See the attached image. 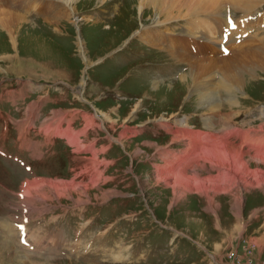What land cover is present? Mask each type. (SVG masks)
<instances>
[{
  "label": "rangeland",
  "instance_id": "rangeland-1",
  "mask_svg": "<svg viewBox=\"0 0 264 264\" xmlns=\"http://www.w3.org/2000/svg\"><path fill=\"white\" fill-rule=\"evenodd\" d=\"M66 1L0 0V107L9 126L25 110L50 122L65 114L78 129L67 175L62 143L45 168L27 162L33 178L0 157V264H264V163L251 158L264 155V0L143 9L140 0ZM232 30L220 55L221 33ZM190 77L208 86L213 100L204 103L215 110L202 108ZM205 114L214 129L204 128ZM207 133L222 140L218 148L240 145L245 167L234 173L202 158ZM176 134L188 139L172 141ZM185 153L188 174L209 168L198 172L206 185L185 178L173 187L179 173L170 165Z\"/></svg>",
  "mask_w": 264,
  "mask_h": 264
},
{
  "label": "bare ground",
  "instance_id": "bare-ground-1",
  "mask_svg": "<svg viewBox=\"0 0 264 264\" xmlns=\"http://www.w3.org/2000/svg\"><path fill=\"white\" fill-rule=\"evenodd\" d=\"M220 1V3H222L223 4V0H219ZM229 1H231V2H233L234 0H229ZM242 0H240V2H241ZM67 3H69V6H70V4L72 3V0H67L66 1ZM163 2V0H140V2H139V5H140V8H145V7H147V5H154L153 7H155L157 4H161ZM172 2V1H171ZM165 3V2H164ZM178 2H176V3H174L175 5L177 4ZM198 3V2H197ZM164 5V4H163ZM184 5V4H183ZM183 5H180L179 7H181V6H183ZM177 6V5H176ZM223 6V5H222ZM159 7H162V6H159ZM156 8V7H155ZM157 9H158V7H157ZM160 11V10H159ZM165 11H166V9H165ZM251 14V13H250ZM163 15V14H162ZM169 16V15H168ZM2 24V23H1ZM224 31H227V29H229L228 28V26L227 25H225L224 24ZM230 31H231V29H230ZM229 31V32H230ZM228 32V31H227ZM231 34L229 35L230 37L233 35V33H234V36H236L235 34H236V31H233L232 30V32H230ZM241 33V32H240ZM229 34V33H228ZM226 36H227V33H226ZM193 37H194V35H193ZM200 38H202V39H206V38H203V37H200ZM235 38V37H234ZM237 38V37H236ZM232 39H229L228 38V40H227V44H226V46H229V42L231 41ZM224 43V42H223ZM108 58V57H107ZM204 74V73H203ZM198 76V75H197ZM189 77V76H188ZM187 77V78H188ZM195 78L196 77H190V86L188 87V88H194V91L196 92V96H197V99L199 100H201V103H203L202 104V108H205V110H215V108L216 107H208L205 103H211V101L213 100V93H211V91L208 89L207 90V88H208V86L206 85V86H204L203 84H201L200 82H198V80H195ZM186 79V78H185ZM186 81H188V79L186 80ZM187 83V82H186ZM205 83V82H204ZM204 89H206L208 92H206V91H204ZM228 89V88H227ZM199 97V98H198ZM215 98V97H214ZM205 102V103H204ZM205 105V106H204ZM215 106V105H214ZM210 114V113H209ZM209 116V115H208ZM207 116V114H205V116L201 119L202 120V124H203V126H204V128L206 129V130H212V129H214V125L211 123V121H212V119L214 118L213 117V115H210L209 117ZM161 122V120H159L158 121V123H160ZM178 124H180V125H185V124H181V123H179L178 122ZM159 125V124H158ZM187 125V124H186ZM228 125H230V123L229 122H227L226 123V126H228ZM263 126H260L256 131H254V133H256V132H260L261 131V128H262ZM186 133H187V131H185ZM230 132V131H229ZM229 132H227L226 134H224V135H227V134H229ZM251 131H247V130H245V137H246V133H247V135H248V133H250ZM243 133V134H244ZM217 134V133H216ZM201 135H203V134H200L199 136H201ZM214 133H207V134H204V136H206V137H208L209 139H212L211 140V142H209V145H207L208 143H206V145H204V146H206V148L204 149V151H202V155H200V156H202V158H205V159H207L208 161H211V160H215L218 164H219V166L221 165V166H224V165H229L231 168L232 167H234V168H232V170H233V172L235 173V171H237L236 169H238V166H240V167H245V165H246V162H245V160H244V158L247 156V152H245L243 149H242V147L239 145V147H236L235 145H232V144H229V147H230V149H228L229 151H227L226 149H227V144L225 143V142H223V143H219V144H222V145H220L221 146V148L219 147H216L217 146V142H219V141H222V140H216V139H218V138H216V136L214 137ZM256 135V134H255ZM259 135V134H258ZM199 136H198V138H197V140L199 139ZM243 136V135H242ZM219 137V136H218ZM244 137V136H243ZM256 137V136H255ZM260 137V136H259ZM220 138V137H219ZM251 139H253L252 137H250ZM126 139V138H125ZM182 139H188V138H184V136L183 135H175L174 137H173V139H172V141H176V140H182ZM190 139H191V142H195V141H197L196 139H195V137L193 136L192 138L190 137ZM245 139V138H244ZM251 139H250V141H251ZM256 140V139H255ZM254 141V140H253ZM257 141H259V143L261 144V141H263L262 139H261V137L260 138H258L257 137ZM243 142V141H242ZM264 142V141H263ZM201 143V142H200ZM211 143V144H210ZM259 143H257V144H259ZM148 144H150V143H148ZM156 145V144H155ZM191 145H193V144H191ZM188 146H189V143H188ZM194 150V148L192 147V151ZM227 152H226V151ZM261 150V149H260ZM196 151V150H195ZM197 152V151H196ZM196 152H194L193 151V153H196ZM199 153H201V152H199ZM262 153V152H261ZM166 155L165 156H167L168 154L167 153H165ZM176 154H179V153H176ZM183 155H185L184 156V158L182 157V158H180L179 160H178V162H176V163H174V164H172V165H170V169H169V171H168V173L169 174H174L175 172H178L179 174H177L178 175V177L177 178H175V185H173V187H175V186H177L176 184H177V182H179L180 180H184L185 178L187 179V180H194V181H196V185H199V183H201L202 185H206V183L204 182V181H202L201 182V179H200V181H199V179H198V176H199V174H198V172H200V171H203V170H208L209 168L208 167H206V166H204V165H199L198 166V168L195 170V168H194V170H193V174H188L187 173V168L186 169H182L183 168V164L184 163H186L187 161V159H189V154H183ZM193 157H196V156H194L193 155ZM199 157V156H198ZM229 157H230V159H229ZM161 160H164V158L161 156V157H159ZM251 158H253L254 159V161L256 162H258V163H264V155L263 156H253V157H251ZM195 159V158H194ZM194 161V160H193ZM230 162H232L231 164H233V165H230ZM247 162H249V161H247ZM252 162V161H251ZM191 163V162H190ZM225 167V166H224ZM207 172V171H206ZM211 176V175H210ZM158 181H163L164 182V180L166 181L167 180V178L166 179H160V178H158V177H155ZM206 178V177H205ZM210 178V180H212L213 181V179H214V177H209ZM208 181V180H207ZM211 181V182H212ZM189 182H191V181H189ZM173 184V183H172ZM207 184H210V183H208L207 182ZM32 185V184H31ZM166 185H168V184H166ZM255 185V184H254ZM254 185H252V184H250V185H247L246 187H243L242 186V190H244V191H249L248 189H250V188H254L255 186ZM203 187V186H202ZM246 188H248V189H246ZM257 188H260V187H257ZM219 189V188H218ZM225 191L228 189H226V187L225 188H223ZM230 189V188H229ZM207 190L208 189H206V190H204L205 192H207ZM218 191V190H217ZM223 191V190H222ZM215 192V190L214 189H212V193H214ZM220 192H221V190H220ZM224 192V191H223ZM176 193V192H175ZM216 193V192H215ZM218 193H219V191H218ZM183 194V193H182ZM216 195V194H215ZM183 198V195L182 196H179L178 197V199H182ZM213 198V197H212ZM209 199H211L210 197H209ZM208 202H209V200H208ZM211 202V201H210ZM236 212H237V214H240V209H239V203H236Z\"/></svg>",
  "mask_w": 264,
  "mask_h": 264
},
{
  "label": "crops",
  "instance_id": "crops-1",
  "mask_svg": "<svg viewBox=\"0 0 264 264\" xmlns=\"http://www.w3.org/2000/svg\"><path fill=\"white\" fill-rule=\"evenodd\" d=\"M40 113L37 115L36 119L33 121V125L38 124V126L45 128V125H49V123L47 122V117L45 116H40ZM72 121L71 118L68 116H64L62 117L60 123H58V125L63 126L64 130L63 132H65L68 137L71 139L72 143H75L76 141V133L77 130L73 125H71ZM73 126V127H72ZM70 141V142H71ZM37 145L42 146V144L40 142L37 143ZM40 153V151H38Z\"/></svg>",
  "mask_w": 264,
  "mask_h": 264
}]
</instances>
